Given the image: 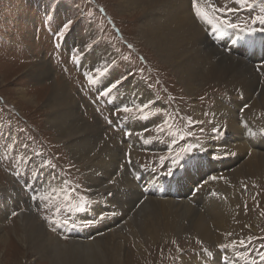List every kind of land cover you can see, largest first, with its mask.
Returning <instances> with one entry per match:
<instances>
[{
    "label": "rangeland",
    "instance_id": "obj_1",
    "mask_svg": "<svg viewBox=\"0 0 264 264\" xmlns=\"http://www.w3.org/2000/svg\"><path fill=\"white\" fill-rule=\"evenodd\" d=\"M116 2V0H0V214L3 217L0 219V225L9 234L7 240L9 246L0 247V258L3 259H0V264H50L48 259L34 256L18 242L22 229L19 223L21 215L24 213L26 216L35 217L54 238L59 237L63 243H70V234L65 233L64 229L59 227L60 222L56 221L68 219L72 222L77 211L86 208L91 197L96 196L93 194L96 187L88 184V177L85 175L87 164L72 158L66 144L58 139L54 128L46 121L45 103L52 89L50 84L56 80L59 83L67 82L73 88L72 92L76 96L82 118L99 125L103 137L115 149L119 145L123 146L117 136L132 140L121 127L122 120H140L138 117L143 114L155 120L154 125L147 124L143 131L151 142L157 140L165 146L158 149L152 145L148 149L141 148L138 152L127 147L123 152L138 154L139 163L144 161L142 165L145 167L161 171L169 170L170 160L165 157L180 154L183 152L182 149L189 147H191L189 154L192 155L197 150L201 153L202 150L197 146L203 148L208 141L218 139L215 137L220 136L222 130L213 116L217 99L223 100L222 108L223 104L227 103L229 106L231 103L232 107H229L235 110V114H244V109L240 112L241 109H238L235 100L240 102L248 100L238 90L229 93L223 83H209L194 94L186 91L177 81L171 68L162 63L155 51L139 37L138 26L142 17L122 13ZM208 3L217 10L224 9L223 12H215V17L218 18L213 19L215 24L227 19L239 27L254 29L258 28V21L253 23L255 17L253 19L251 16L247 17V12L256 9L258 15H264L260 11L264 0H257L253 7H241L235 0H209ZM228 9L237 10L229 12ZM68 21H71V24L68 30L64 31L63 26ZM70 34L79 40L67 39ZM81 41L96 49L109 48L112 61L109 65V71L112 70L110 86L120 81L115 88L125 85L126 91L133 82L142 83L155 96L147 104L148 107L139 111L138 109L143 106L139 99L138 103L133 101L124 105L108 103L110 99L107 100L99 92L98 86L90 82L86 75L89 74L87 70L91 69L85 70L77 65L82 64L79 62ZM198 47L199 45L194 51L200 54ZM205 50L216 57L220 55V49L212 43L205 44ZM74 55L76 59H73ZM218 58L226 59L222 55ZM237 58L249 63L247 57ZM86 59L90 62L92 56L89 55ZM47 66L52 69L51 75L42 81L37 80L35 74L37 75L41 68L46 71ZM91 76L95 81L96 78ZM21 91L28 94L27 100L22 99ZM199 106H203V109ZM125 107L133 111L124 112ZM214 129H219L220 132ZM175 134L178 136L176 140ZM221 137L223 134L219 138ZM255 141L253 147L258 145V141ZM125 153L120 155L123 157L120 161L123 165H119V170L121 166L126 168ZM161 157L164 159L161 160ZM44 169L54 177V180L61 181L62 187L71 195L70 202L63 201L64 192L59 193V201L48 207H45L47 202L38 199L40 195L52 189L48 178L50 175L46 172V178L41 175ZM100 179L98 181L102 182L103 177ZM30 184L41 190L33 191L35 193L33 196L29 195L28 192L32 191L29 190V186L33 187ZM237 188L247 199L241 200L243 197H238L239 199L236 197L235 202H232L239 213L238 227L234 234L236 243L233 247L241 256L264 264V259H261V255L264 254V181L256 185L238 184ZM235 193L236 190L227 191L228 195ZM115 194L116 190L109 192L108 196L114 199ZM147 199L142 198L135 203L138 206L135 208V214L141 209L140 205H143L144 201L148 202ZM60 203L65 205L71 203L74 210L69 211L62 207L57 216L56 207ZM96 207H100L104 213L109 209L106 203ZM75 209L77 210L74 213ZM62 213L64 218L61 217ZM106 214L108 216L102 218L105 220L97 223L104 225L107 222L106 218L114 219L115 215L111 212ZM147 246L141 254L136 243L135 247L138 250L128 244L127 251L130 256L126 264H181L183 257H199L217 250L214 245L185 236Z\"/></svg>",
    "mask_w": 264,
    "mask_h": 264
},
{
    "label": "bare ground",
    "instance_id": "obj_2",
    "mask_svg": "<svg viewBox=\"0 0 264 264\" xmlns=\"http://www.w3.org/2000/svg\"><path fill=\"white\" fill-rule=\"evenodd\" d=\"M116 1L117 8L122 13L142 17L138 26L139 37L155 51L162 63L171 68L177 81L186 91L194 94L209 83H223L229 93L238 90L248 100L246 102L235 100L238 109H241L240 112L244 109V114L239 115L235 114V110L227 103L223 104L222 108L223 100L217 99L213 109L214 121L221 126L225 138L213 139L204 144L203 148L198 147L202 150L200 157L230 159L233 161V166L231 169L224 170L222 167L215 175L206 179L203 187L211 188V201L205 211L192 206L184 199L149 196L148 202L144 201L143 205H140L141 209L135 214V208L138 207L135 203L142 200L143 195L131 178L126 160L124 164L126 168L121 166L119 170V165L122 164L120 161L123 158L120 155L125 153L123 151L128 145L125 144L124 147L119 145L116 149L109 145L99 125L90 123L80 115L76 96L72 92L73 88L67 82L59 83L56 80L50 84L52 89L45 103L46 121L54 128L58 139L66 144L72 158L87 164L85 173L88 177L87 182L96 187L93 193L96 196H92L87 207L78 210L77 213L90 212L98 218H105L108 214L96 206L106 203L115 216H112L114 219L106 218L107 222L104 225L96 223L91 230L87 229V223L84 224L83 221L77 226L78 230L76 227L68 231L59 224L65 233L70 234V243H63L59 237L54 238L48 233L42 222L23 213L19 221L22 229L18 242L34 256L48 259L50 264H126L130 256L127 251L128 244L136 248V243L139 250L136 249L143 254L148 244L153 246L178 236L214 245L213 247L217 250L211 254L213 258L222 256L223 253L219 250L221 245L228 246L225 254H234L233 244L236 243L234 234L238 227L239 213L237 207L232 205V202L236 200L234 194L228 195L227 191L236 190L237 193L238 184L256 185L264 181V148L253 149L251 140L243 139L246 131H252L253 135L264 134L262 131L264 130V73H258L254 66L246 63L247 61L229 55L221 49L218 57L222 55L226 59L218 58L205 50V44L212 43L205 31V26L216 25L197 16L196 12L199 8L202 12L208 13L209 18L215 17L213 8L208 3L209 0ZM67 39L79 40L72 34ZM198 45L200 54L194 51ZM79 52L81 53L79 62L87 67L85 70L91 69L87 70L90 75H93L96 80L103 77L109 78V89L112 79V70L109 71L110 62H112L109 48L96 49L81 41ZM89 55L92 56V60L86 63V57ZM98 68L101 70L100 73L96 71ZM51 73V67L46 71L41 68L35 76L37 80L42 81ZM20 94L22 99L27 100L28 94L25 91H21ZM124 94H127L125 98L130 97L131 101L138 103L139 99L142 105L148 104L155 98L142 83L136 81ZM113 100L110 98L111 102ZM145 116L147 115L136 117ZM144 126V120H139L133 128L128 127L130 132H127V137L130 136L136 144L135 147L139 146L140 149L145 143L151 141L143 131ZM127 153L124 154V158L128 155V161L134 162L137 168H142L138 154ZM214 154L218 156L214 157ZM177 164V162L173 164L172 175L160 174L176 175ZM100 177H103L102 182L98 181L101 180ZM48 178L52 188L57 190L63 188L59 179L54 180L51 175ZM169 182L168 177L161 180L164 190L169 189ZM115 190L116 194L115 197L111 195L114 198L112 199L108 193ZM220 196H223L224 201L228 203L218 204L217 198ZM31 211L34 212L33 209ZM130 216L132 217L129 219ZM2 218L0 214V219ZM75 220H77L76 215ZM7 240H9V234L0 225V247L9 246ZM197 259V256L183 257L181 264H197ZM200 259L204 260L205 257L200 256Z\"/></svg>",
    "mask_w": 264,
    "mask_h": 264
},
{
    "label": "snow or ice",
    "instance_id": "obj_3",
    "mask_svg": "<svg viewBox=\"0 0 264 264\" xmlns=\"http://www.w3.org/2000/svg\"><path fill=\"white\" fill-rule=\"evenodd\" d=\"M235 3L238 4V5H240L241 7H253V6H255V4L257 3V0H235ZM236 10H237V9H228L227 11H229V12H235ZM212 11H213V13H215L216 11H221V12H223L224 9H219V10H217V9L213 8ZM260 11H261L262 13H264V5H261V6H260ZM196 14H197V16L201 17L202 19L207 20L208 23H212V22H213V19H218L217 17L209 18L208 13H206V12H202L199 8H197V12H196ZM256 21H259V23H260L261 25H264V15H258V16H256L255 19H254V21H253V23H255ZM221 23H223V25L226 26V27H228V28H233V29H235V28H238V27H239V25H237V24L230 23L227 19L222 20ZM70 24H71V21H68V23L64 24V26H63L64 31H67V30H68ZM217 26H218V25H217ZM243 30H244V31H252V32L257 31V29H250V30H249V29H243ZM259 30H260V31H264V28L259 29ZM61 35H63V33H61ZM73 59H76V56H75V55L73 56ZM96 71H97L98 73L101 72V70H100L99 68H98ZM86 75H88L90 82H94V79H93V77H92L91 75H89V74H87V73H86ZM119 83H120V81H116L115 83H113V84L111 85V87L108 89V91H111L112 88L117 87V85H118ZM105 94H107V92H106ZM147 107H148V105L145 104V105L142 106V108H140V109H138V110H139V111H142L143 108H147ZM123 111L127 113V112H131V111H133V110H132L131 108H127V107H125V108L123 109ZM214 131L220 132L219 129H214ZM262 131H264V130H262ZM220 134L222 135L223 133H220ZM182 151H183V152H190V151H191V147H189V148H187V149H182ZM163 159H164V157H161V160H163ZM176 162H177L176 160L173 161L174 164H175ZM167 174H168V175H172V174H173L171 168H169ZM213 179H215V177H213ZM72 191L74 192L75 189H72ZM60 192H64L63 201H64V202H70V200H71V195H70L69 192L65 191L64 188H60L59 190H57L56 188H52L51 191L45 192V193H43L42 195H40V196L38 197V199H39L40 201L47 202V203L45 204V207H48V206H50L51 204H53V202H56V201H59V200H60V197H59V193H60ZM33 199H37V197H33ZM62 207H65L66 210H69V211L74 210V206L71 205V203H68V204H66V205H65L64 203H60V204H58V206L56 207V213H55V214H56L57 216L60 214V212H61V208H62ZM13 215H16V213H13ZM56 222H62V223H64V224H68V223H69V220H68V219H64V220H62V221L57 220ZM240 243L243 244V241H241ZM220 247H221V249H224V248H226V247H228V246H227V245H221ZM205 251H207V250H205ZM208 254L211 255V253H208ZM237 255H240V254H237ZM241 258H245V257L242 256ZM261 259H264V254L261 255Z\"/></svg>",
    "mask_w": 264,
    "mask_h": 264
}]
</instances>
